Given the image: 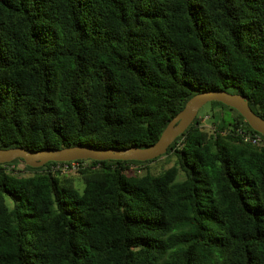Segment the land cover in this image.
Instances as JSON below:
<instances>
[{"label":"trees","instance_id":"obj_1","mask_svg":"<svg viewBox=\"0 0 264 264\" xmlns=\"http://www.w3.org/2000/svg\"><path fill=\"white\" fill-rule=\"evenodd\" d=\"M205 89L264 119V0H0V149L146 147ZM208 104L159 174L1 163L0 264H264V136Z\"/></svg>","mask_w":264,"mask_h":264},{"label":"water","instance_id":"obj_2","mask_svg":"<svg viewBox=\"0 0 264 264\" xmlns=\"http://www.w3.org/2000/svg\"><path fill=\"white\" fill-rule=\"evenodd\" d=\"M216 101L238 112L246 124L264 136V119L253 113L245 96L229 93L222 89H205L188 98L182 108L167 122L158 138L146 147H93L78 144L58 149L28 150L21 147L0 149V164L21 159L26 166L39 167L49 161L90 160H133L146 161L165 153L168 145L181 134L205 103Z\"/></svg>","mask_w":264,"mask_h":264},{"label":"built area","instance_id":"obj_3","mask_svg":"<svg viewBox=\"0 0 264 264\" xmlns=\"http://www.w3.org/2000/svg\"><path fill=\"white\" fill-rule=\"evenodd\" d=\"M235 133L238 136V138L244 143H249L254 146H258L263 143V139L261 138L260 134L255 131L254 132L246 131L242 129L240 126H237L235 128ZM175 147L176 148L179 147V141H176ZM52 162L53 163L50 164L46 169L51 173H58L60 175L67 174V173H74L75 171L79 169L94 167L90 164V159L52 161ZM4 167L12 168V166H9V165L4 166Z\"/></svg>","mask_w":264,"mask_h":264},{"label":"rangeland","instance_id":"obj_4","mask_svg":"<svg viewBox=\"0 0 264 264\" xmlns=\"http://www.w3.org/2000/svg\"><path fill=\"white\" fill-rule=\"evenodd\" d=\"M209 104L208 103H205L204 105H202L196 115H200L201 116V119H200V124L202 127H204L205 129H208L210 127L209 124H207L205 117L204 115H207L208 116V108ZM174 162H175V158L172 154H166V155H162L160 156L159 158L151 161V162H147L144 164V166H140V168L138 167L137 168V172L138 173H143L145 171H148L152 174H159L163 171V169L169 167V166H172L174 165ZM18 168L21 169V165L18 164L17 165ZM130 168H133L132 166ZM23 175L25 174H28V173H21ZM75 179V178H74ZM183 179V174L181 172H178V174L176 175V181H180ZM74 183L76 184V186L79 188V190H81V187H82V184L81 183H78V181H74Z\"/></svg>","mask_w":264,"mask_h":264}]
</instances>
